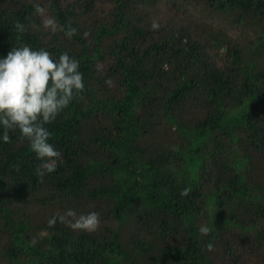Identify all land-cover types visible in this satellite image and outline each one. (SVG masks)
I'll list each match as a JSON object with an SVG mask.
<instances>
[{
    "label": "trees",
    "instance_id": "obj_1",
    "mask_svg": "<svg viewBox=\"0 0 264 264\" xmlns=\"http://www.w3.org/2000/svg\"><path fill=\"white\" fill-rule=\"evenodd\" d=\"M177 1L0 0V56L67 51L84 80L47 125L55 171L37 174L18 131L0 143L5 264H264V0H184L246 21L249 43L149 19ZM68 208L96 230L48 226Z\"/></svg>",
    "mask_w": 264,
    "mask_h": 264
},
{
    "label": "clouds",
    "instance_id": "obj_2",
    "mask_svg": "<svg viewBox=\"0 0 264 264\" xmlns=\"http://www.w3.org/2000/svg\"><path fill=\"white\" fill-rule=\"evenodd\" d=\"M33 8L36 15L43 14L44 9L39 4H34ZM42 24L51 33L59 27L69 38L76 33L71 26H58L52 17L44 19ZM150 27L157 29L159 24L153 20ZM15 29L23 32L25 26L17 23ZM79 67V61L67 51L53 59L46 49L32 48L27 44L11 47L0 56V143L9 141V132L18 131L36 158L42 161L37 169L40 176L55 171L60 158V151L49 142L51 132L47 125L84 89ZM186 193L187 189L182 192ZM58 222L92 232L99 224V215L96 211L78 215L74 209L68 208L47 219L49 227ZM209 230L204 225L198 228L201 234H207Z\"/></svg>",
    "mask_w": 264,
    "mask_h": 264
},
{
    "label": "rangeland",
    "instance_id": "obj_3",
    "mask_svg": "<svg viewBox=\"0 0 264 264\" xmlns=\"http://www.w3.org/2000/svg\"><path fill=\"white\" fill-rule=\"evenodd\" d=\"M166 7L171 8L168 10ZM149 14V19L156 18L167 22L179 21L182 25H190L189 29L194 35L201 38L203 42L209 41L206 33L212 32L213 34L219 32V34L231 35L233 39H237L240 43L245 42L249 43L253 36L251 30H249V25L246 21L243 24L235 22L233 15H222L218 16L217 14L211 12L210 10L205 9V6L197 5L193 6L189 3H186L184 0H179L175 5H166L156 4ZM148 19V18H147ZM212 24L215 29L208 31V26ZM221 31H220V30ZM222 32V33H221ZM249 41V42H246ZM218 56H221V53H217ZM217 56V57H218ZM219 58V57H218ZM5 236L0 235V248L4 244ZM251 257V256H249ZM246 264H251V262L256 261L255 259L248 258ZM0 264H5L0 260Z\"/></svg>",
    "mask_w": 264,
    "mask_h": 264
}]
</instances>
